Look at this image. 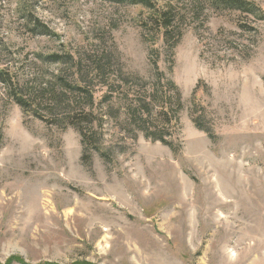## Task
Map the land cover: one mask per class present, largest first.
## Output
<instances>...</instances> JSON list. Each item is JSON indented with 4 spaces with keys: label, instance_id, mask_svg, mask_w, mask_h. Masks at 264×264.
I'll use <instances>...</instances> for the list:
<instances>
[{
    "label": "rangeland",
    "instance_id": "rangeland-1",
    "mask_svg": "<svg viewBox=\"0 0 264 264\" xmlns=\"http://www.w3.org/2000/svg\"><path fill=\"white\" fill-rule=\"evenodd\" d=\"M251 1L259 13L152 0L172 6V46L141 5L0 0V264H264V0ZM153 49L182 92L180 150L107 115L111 157L84 161L45 94L58 75L79 81L92 55H110L116 76H149ZM53 53L71 61L43 59ZM17 84L46 120L24 112Z\"/></svg>",
    "mask_w": 264,
    "mask_h": 264
},
{
    "label": "trees",
    "instance_id": "trees-1",
    "mask_svg": "<svg viewBox=\"0 0 264 264\" xmlns=\"http://www.w3.org/2000/svg\"><path fill=\"white\" fill-rule=\"evenodd\" d=\"M117 3H127L141 5L152 10L146 20L156 31V35H163L164 39L174 46L180 33L174 38L173 24L175 17L172 15V6L166 9L156 8L152 0H109ZM211 5L229 8L241 12H260V9L251 0H208ZM40 26V25H37ZM36 26V27H37ZM177 40V41H176ZM69 53L49 54L43 59L50 63H63L66 59L71 61ZM152 74L143 76L138 72H125L120 68L119 75H115L114 60L110 55L89 56L91 62L88 70L81 65L78 60L76 72L80 75L79 81L68 79L62 75L56 77L55 86L49 92V101L56 107L63 106L62 115H57V108L50 110L55 117L54 123L62 126H72L81 135L83 146V159L91 160L92 152H98L105 158H110L111 154L105 147L103 127L108 119L120 122L127 133L134 134L137 139L142 134L152 142H160L167 145L173 152L177 153L180 148L175 131L180 125V112L184 107L182 92L175 82L159 66L160 52L152 50L149 52ZM119 60V58H118ZM120 61V60H119ZM4 72V71H3ZM6 82H12L6 72L1 73ZM119 84L116 85V82ZM13 83V82H12ZM107 88L106 92H100L98 86ZM11 87V84L8 83ZM15 99L24 109V112L34 114L42 120L47 118L43 112L27 99L23 88L16 85ZM199 87V86H198ZM197 87V88H198ZM75 94L68 97V94ZM33 98L30 96V99ZM195 99V98H194ZM197 100V99H196ZM194 101V106L199 103ZM46 101V100H45ZM106 105V112L102 113V107ZM56 114V115H55ZM196 126L207 132L215 140L216 135L205 125L203 116L193 118Z\"/></svg>",
    "mask_w": 264,
    "mask_h": 264
}]
</instances>
